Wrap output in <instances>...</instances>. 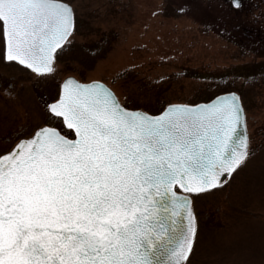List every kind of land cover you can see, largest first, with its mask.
I'll list each match as a JSON object with an SVG mask.
<instances>
[{"label": "snow or ice", "instance_id": "obj_1", "mask_svg": "<svg viewBox=\"0 0 264 264\" xmlns=\"http://www.w3.org/2000/svg\"><path fill=\"white\" fill-rule=\"evenodd\" d=\"M75 23L67 0H0V59L54 74ZM46 109L0 143V264H187L185 193L222 185L249 155L238 96L153 115L70 76Z\"/></svg>", "mask_w": 264, "mask_h": 264}, {"label": "rangeland", "instance_id": "obj_2", "mask_svg": "<svg viewBox=\"0 0 264 264\" xmlns=\"http://www.w3.org/2000/svg\"><path fill=\"white\" fill-rule=\"evenodd\" d=\"M67 2L75 11V31L58 50L54 74L40 76L0 59V143L45 122L46 104L70 75L103 81L125 107L153 115L170 104H197L236 91L249 155L222 185L190 193L200 222L193 246L203 250L192 251L187 264H259V223L253 217L259 216L264 176V0H240L239 7L232 0ZM224 250H235L237 263L231 255L220 257Z\"/></svg>", "mask_w": 264, "mask_h": 264}, {"label": "crops", "instance_id": "obj_3", "mask_svg": "<svg viewBox=\"0 0 264 264\" xmlns=\"http://www.w3.org/2000/svg\"><path fill=\"white\" fill-rule=\"evenodd\" d=\"M235 217H237V215H235ZM206 218H207V216L204 219H202V221L206 220ZM231 218H232V216H231ZM231 218H230L231 222L232 221L237 222L236 219H231ZM253 218L259 223V264H264V176L262 177L261 183H259V216L253 217ZM234 222L231 223L230 225L234 224ZM195 225H196V237L194 239V242L198 238L197 232L199 231V225H200V222L197 218H196ZM199 236H200V232H199ZM193 248H194L193 254H195V251H196V253L202 254L201 251L203 249L201 248V246H199V247L193 246ZM203 248L206 250L205 247H203ZM199 250H200V252H199ZM235 252H236L235 250H233L232 252H227V250H224L223 254H220V257H222V255H223L224 258L229 260L228 257H229V255H231V259L234 260V261H232V263H237V262H235V260H236V257L234 256ZM205 253H208V251L206 250ZM217 254L218 253L214 252L212 254L211 258L216 259L218 257ZM238 263L240 264L239 261H238ZM227 264H229V263H227Z\"/></svg>", "mask_w": 264, "mask_h": 264}, {"label": "water", "instance_id": "obj_4", "mask_svg": "<svg viewBox=\"0 0 264 264\" xmlns=\"http://www.w3.org/2000/svg\"><path fill=\"white\" fill-rule=\"evenodd\" d=\"M71 77L75 78L76 80L80 81L77 77L73 76V75H70ZM70 76H67L65 79H67L68 77ZM64 79V80H65ZM63 80V81H64ZM99 81V80H98ZM82 83H87V82H84V81H80ZM63 83V82H62ZM105 83V82H104ZM106 84V83H105ZM108 85V84H107ZM62 86V85H61ZM109 86V85H108ZM110 87V86H109ZM111 88V87H110ZM115 92V91H114ZM224 94H236L239 98V102L240 104L242 105V102H241V98H240V95L238 92L236 91H231V92H225V93H221L217 96H215L213 99H211L210 101H207V102H200V103H197V104H184V103H174V104H179V105H199V104H203V103H210V102H213L215 100L216 97L218 96H221V95H224ZM117 95V94H116ZM174 104H170V105H174ZM169 106V105H168ZM242 109H243V112H244V115H245V111H244V108H243V105H242ZM164 111V110H163ZM245 123H246V118H245ZM246 131H247V126H246ZM247 136H248V132H247ZM186 195H190L189 193H185ZM193 209V208H192Z\"/></svg>", "mask_w": 264, "mask_h": 264}, {"label": "flooded vegetation", "instance_id": "obj_5", "mask_svg": "<svg viewBox=\"0 0 264 264\" xmlns=\"http://www.w3.org/2000/svg\"><path fill=\"white\" fill-rule=\"evenodd\" d=\"M0 48H2V41H0ZM13 82H9L7 85L6 90L9 92L10 87L12 86ZM5 85V82L0 80V88ZM11 92V91H10Z\"/></svg>", "mask_w": 264, "mask_h": 264}]
</instances>
